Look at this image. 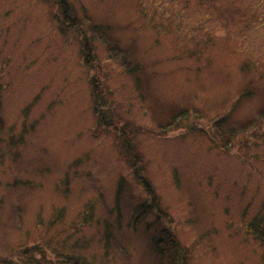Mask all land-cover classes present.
Here are the masks:
<instances>
[{
    "label": "rangeland",
    "instance_id": "374dc122",
    "mask_svg": "<svg viewBox=\"0 0 264 264\" xmlns=\"http://www.w3.org/2000/svg\"><path fill=\"white\" fill-rule=\"evenodd\" d=\"M0 264H264V0H0Z\"/></svg>",
    "mask_w": 264,
    "mask_h": 264
},
{
    "label": "trees",
    "instance_id": "16d2710c",
    "mask_svg": "<svg viewBox=\"0 0 264 264\" xmlns=\"http://www.w3.org/2000/svg\"><path fill=\"white\" fill-rule=\"evenodd\" d=\"M256 230H258V228H256Z\"/></svg>",
    "mask_w": 264,
    "mask_h": 264
}]
</instances>
